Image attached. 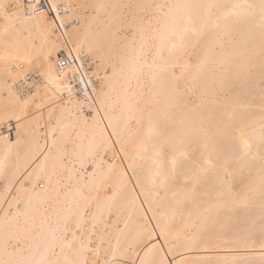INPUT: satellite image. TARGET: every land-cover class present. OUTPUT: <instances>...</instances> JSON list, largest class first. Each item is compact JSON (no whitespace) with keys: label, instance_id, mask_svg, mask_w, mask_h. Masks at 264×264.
<instances>
[{"label":"snow or ice","instance_id":"snow-or-ice-1","mask_svg":"<svg viewBox=\"0 0 264 264\" xmlns=\"http://www.w3.org/2000/svg\"><path fill=\"white\" fill-rule=\"evenodd\" d=\"M88 10L91 16L84 15ZM96 25L103 26L107 40L86 42V32ZM0 38L5 48L0 141L8 151L26 145V158L41 160L38 170H26L19 178L0 165V264H164L151 256L157 245L144 243L153 236L146 221V236L141 238L142 232L129 241L112 225L111 210L93 205L90 194L107 191L115 166L104 167L101 152L112 145L99 111L91 122L84 115L86 106L89 116L95 107L88 103L93 100L88 85L106 107L113 82L125 68L130 73L127 108L143 130L134 152L148 155L153 186L174 197L185 193L177 204L203 194L215 207L231 211L247 207L258 193L264 209V0H51L47 5L45 0H0ZM89 62L95 71H81ZM210 68L214 78L208 82ZM133 80L136 91H131ZM257 86L258 127L251 119H236L234 112L223 114L228 98ZM88 126L93 139L85 149ZM120 151H125L122 141ZM119 194L117 189L108 199ZM110 226L119 234L110 233ZM157 227L167 241L166 228ZM259 243L264 248V211Z\"/></svg>","mask_w":264,"mask_h":264},{"label":"bare ground","instance_id":"bare-ground-1","mask_svg":"<svg viewBox=\"0 0 264 264\" xmlns=\"http://www.w3.org/2000/svg\"><path fill=\"white\" fill-rule=\"evenodd\" d=\"M50 2L51 0H45L46 5ZM55 2L79 4L92 3L95 0H55ZM104 2L173 4L192 2V0H104ZM200 2H210V0H200ZM218 2L231 4L258 2V0H218ZM84 15L91 16V10ZM80 23L81 25L86 24L83 20ZM84 39L86 42L106 41L107 36L103 26L96 25L91 32H86ZM9 51L15 53L14 48ZM4 55L5 48L0 38V57ZM256 59L258 62V56ZM88 69L95 71V64L89 62L81 71ZM103 75L101 71L100 76ZM109 75H111V69H109ZM129 75V69L125 68L122 74L116 76L106 101V107L95 100V94L91 92L92 85H88V94L93 96V100L88 103L94 102L95 107L91 109V116H89V109L86 106L84 115L88 116L91 122V117L96 116L97 110L99 111L98 118L103 120L101 127L105 128V136L109 138L112 145L108 151L101 152L104 167L107 169L109 165L115 166L107 178V183L110 185L107 191L101 189L98 194L90 193L94 198L93 205L102 210L110 209L112 225L123 230V235L129 241L141 236L142 232L141 238L146 236L147 231L142 230V224L146 221L153 236L151 240H144V243L157 245L151 256L158 261H164V264H178L180 261H183V264H264V248H261L259 243L261 215L264 209L261 207L258 193L247 207L237 206L235 211H231L228 208L215 207L213 199L203 194L196 195L191 202L177 204V200L184 199L185 193L180 191L174 197L171 191L166 192L153 186L154 166L148 155L143 154L141 158L134 152L136 143L143 138V130L135 125L134 114L130 115L127 108L126 99H131L130 96H126L129 90L125 86ZM213 78L214 74L210 68L205 79L211 82ZM256 81L258 85V68L256 69ZM73 86H76L75 81ZM143 87L145 93L150 90V85L146 80ZM80 88H84V85H80ZM136 90V82L133 80L131 91ZM79 98L83 99V93ZM225 103L223 114L234 112L236 119H251L258 127L260 115L258 86L251 90H243L238 97H230ZM244 104H252L253 108L247 110L242 107ZM93 131L90 126L83 129L85 149L93 139ZM121 141L125 151H120ZM26 151V145L8 151L3 141H0V165H3V170L9 176L15 175L19 178L26 170H38L41 160L36 157L26 158ZM122 172L126 175L121 176ZM117 189H120V194L114 199H108ZM132 189L134 191H130ZM3 192L4 181L0 179V197L3 196ZM144 192H148L149 195L145 197ZM133 197H137L134 202ZM147 201H151V204ZM150 208L152 210H149ZM157 224L166 228L167 241L164 236L160 235V228ZM116 227L110 226L108 231L113 235H118Z\"/></svg>","mask_w":264,"mask_h":264}]
</instances>
